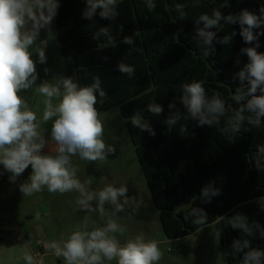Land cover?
Returning a JSON list of instances; mask_svg holds the SVG:
<instances>
[{
	"label": "trees",
	"instance_id": "16d2710c",
	"mask_svg": "<svg viewBox=\"0 0 264 264\" xmlns=\"http://www.w3.org/2000/svg\"><path fill=\"white\" fill-rule=\"evenodd\" d=\"M50 3L60 53L72 59L77 89L92 87L98 80L99 86L94 89L98 115L119 106L126 113L135 112L127 116L139 121L138 124L130 121L135 139L142 141L139 155L154 157L151 151H157L160 161L153 160L151 165L158 168V182H168L173 190L168 197L167 216L172 220L170 205L176 195L186 206L185 213L173 221L175 227L181 232L189 218L197 222L193 219L197 214L186 212L196 209L192 200L197 197L193 189L198 177L194 179L196 171L192 167L202 168L203 164L205 172L214 173L212 177L218 180L216 184L221 189L216 196L211 192V197L216 202L215 228L227 263L264 264V112L259 106H249L254 98L264 97V82L251 91L255 77L250 76L247 67L251 63L247 49L264 55V0H122L93 16L88 15L84 0H50ZM245 11L258 21L250 29L251 41L243 35L248 28L241 23ZM204 16L217 22L207 25ZM169 57L177 59L180 65H167L165 60ZM121 65L131 68V72L122 71ZM191 82H199L206 91L214 89L217 92L212 94L214 100L221 105L217 110H213L214 103L212 107L205 105L199 112L203 122L207 124L212 111L221 119H232L240 145L237 151L230 152L227 160L224 156L219 158L220 154L214 158L210 149L201 148L202 139L193 136L196 126L192 123V112L188 121L186 116L168 122L159 134L160 114L154 108H159L161 89ZM154 83L158 84L157 90L147 100L127 106L150 92ZM145 116L154 117L149 126L142 120ZM182 122L189 144L182 153L178 150L177 154L176 150L172 153L169 135ZM196 141L200 143L193 147ZM188 157L190 163H198L188 166L186 173L176 175L177 162ZM210 158H219L222 163L229 161L231 168L217 173L210 168ZM3 178L6 174L0 172V180ZM222 179L225 180L220 182ZM181 181L185 182L184 187ZM209 196L206 189L208 200ZM254 253L259 255L253 257Z\"/></svg>",
	"mask_w": 264,
	"mask_h": 264
},
{
	"label": "rangeland",
	"instance_id": "374dc122",
	"mask_svg": "<svg viewBox=\"0 0 264 264\" xmlns=\"http://www.w3.org/2000/svg\"><path fill=\"white\" fill-rule=\"evenodd\" d=\"M84 1L88 15L93 16L100 9L109 8L122 0H114L113 3L104 0V4L98 0ZM29 5L36 20L25 15V24L20 32L21 38L24 35L33 36L26 51L34 62L35 79L32 80L30 76L29 80L32 82L29 86L19 89L16 94L22 100L20 110L24 111L26 105L27 110L35 114L33 123L38 136L34 138V142L42 143L36 154L55 159L61 154L58 150L59 144L52 136V126L59 114L45 121L43 117L46 101L50 100L53 109L59 106L65 92L63 81L71 80L76 84L75 70L72 59L63 57L60 53L61 44L50 0H40V4L36 0H29ZM41 15L45 19H40ZM173 58H166L167 65H180ZM211 74L213 75L212 72ZM45 84L58 88L59 94L50 98L42 94L39 89ZM193 84L200 85L199 82L182 85L177 83L173 87L164 85L166 87L161 89L157 102V112L160 114L159 134L168 122L174 123L177 118L186 116L188 121L191 109L186 101L190 100L191 94L186 86ZM157 87L158 84L154 83L150 92L130 101L127 106L130 107L138 100H147L149 95L156 92ZM202 90L203 104L198 112L192 113V123L196 126L193 136L202 139L201 148L210 149L214 158L220 154L219 158L224 156L227 160L232 155L230 152L237 151L240 145L232 119H221L212 111L207 124L203 122L200 113L205 105L212 107L211 104L215 101L212 94L217 95V92L214 89ZM206 93L210 95L208 98ZM232 99L238 101L234 97ZM129 113L119 106L98 115L97 118L103 126L100 137L105 144L103 158L88 160L79 151L74 155L64 154L69 157L66 167L70 172L74 171L72 178L79 182L81 188L73 187L64 192L49 191L45 184L41 185L39 191L28 194L22 188L31 184V164L20 174H15L0 163V172L6 174V178L0 180V264H119L118 255L109 259L102 251L95 249H85L84 257L71 261L64 255L67 251L66 245L74 234L80 233L86 244L90 234L96 230H106L105 238L115 240L119 248L125 247L129 242L155 243L160 256L151 264H228L215 228L217 208L211 194L219 195L221 189L218 188V180L212 177L214 173L209 169L208 173L205 172L203 164L202 168L196 165L192 167L196 171L194 179L198 177L196 180L199 187L195 181L198 189L197 192L196 187L193 190L197 197L192 201L196 209H191L186 214H197L198 216L193 217L197 222H192L189 218V222L186 220L185 227L180 232L173 221H177L179 214L185 213L186 206L183 199L176 195L170 205L172 220L167 216L168 197L173 195V190L168 182H158V168L154 169L151 165L153 160L160 161L157 151H151L154 157L139 155L138 147L142 141L135 139L132 133L130 121L133 118L127 116ZM133 113L135 112L130 114ZM153 119L154 117L145 116L142 120L149 126ZM182 124L183 122L177 126L176 135L175 129L169 135L168 144L172 153L174 150L176 154L177 150L182 153L184 146L189 144L186 142ZM199 143L200 141H196L193 147ZM163 152L167 155L168 151L164 149ZM219 158L209 159L213 171L221 173L227 167L231 168V162L222 163ZM189 159L188 157L177 162V169H174L176 175L186 173L188 166L198 163H190ZM223 180L225 179L220 182ZM180 183L184 187L185 182ZM109 186L117 190L123 188L125 191L122 195L118 194L115 202L106 199L101 203L99 194ZM206 189L210 193L209 200ZM89 196L92 198L88 199ZM109 223H115L116 230H108ZM93 255H98L99 260L91 261Z\"/></svg>",
	"mask_w": 264,
	"mask_h": 264
},
{
	"label": "clouds",
	"instance_id": "9594fccd",
	"mask_svg": "<svg viewBox=\"0 0 264 264\" xmlns=\"http://www.w3.org/2000/svg\"><path fill=\"white\" fill-rule=\"evenodd\" d=\"M98 2L104 4V0H98ZM113 2L114 0H107V3ZM36 3L40 4V0H36ZM25 15L36 20L29 0H0V156L3 157L0 163L15 174H20L31 164L33 169L31 184L22 188L28 194L39 191L41 185L45 184L48 185L49 191L64 192L73 187L81 188L79 182L72 178L74 171L70 172L66 167L69 157L64 154L74 155L79 151L80 155L88 160L103 158L102 151L105 144L100 139L103 126L97 118L98 113L94 107L96 103L94 89L98 88L99 81L97 80L92 87L80 89H77V85L71 80L63 81L65 92L62 101L55 109L50 100L46 101L43 117L47 121L53 115L59 114L52 126V136L59 144L58 150L61 155L54 159L51 156L36 154L42 147V143L34 142V138L38 136L35 130L36 125L33 123L35 114L27 110L26 105H24V111L20 110L22 100L16 94L19 89L27 88L35 79L34 62L26 51L27 46L33 41V36L24 35L21 38L20 32L25 24ZM216 15L218 18L219 14ZM40 19L45 18L41 15ZM202 19L207 22V25L217 22L210 20L207 16ZM241 23L248 25L243 35L246 40L251 41L253 36L250 29L257 25V18L245 11L241 17ZM208 39H211L210 33ZM247 52L251 58V63L247 66L248 72L250 76L255 77L251 81V91H255L256 86L264 82V55L257 54L253 48L247 49ZM41 58L43 59V53ZM121 70L131 72V68L124 65H121ZM240 75L244 77L243 72ZM30 76L32 80H29ZM186 87L191 94L190 100L186 102L190 104L191 112L195 114L203 104V90L199 84ZM39 91L49 98L59 94L58 88L47 84L41 86ZM100 95L103 96L104 92L101 91ZM249 106H259L261 112H264V97L254 98ZM220 107L219 101H215L213 110ZM133 123L138 124L139 121L134 118ZM5 145L12 147L5 148ZM124 191L123 188L117 190L109 186L99 194L101 203L106 199L115 202L118 194L122 195ZM91 198V196L88 197V199ZM116 227L115 223H109L108 230H116ZM105 231H93L86 244L80 233L74 234L66 245L67 251L64 255L71 261L77 257H84L85 249L88 251L95 249L102 251L109 259L118 255L119 264H151L160 256L155 243L129 242L125 247L119 248L115 240L105 238ZM257 255L259 254L254 253L253 257ZM97 260H99L98 255L91 256V261Z\"/></svg>",
	"mask_w": 264,
	"mask_h": 264
},
{
	"label": "built area",
	"instance_id": "2783aa9c",
	"mask_svg": "<svg viewBox=\"0 0 264 264\" xmlns=\"http://www.w3.org/2000/svg\"><path fill=\"white\" fill-rule=\"evenodd\" d=\"M41 254H38V256H40Z\"/></svg>",
	"mask_w": 264,
	"mask_h": 264
}]
</instances>
